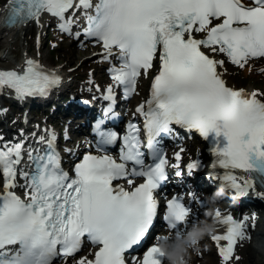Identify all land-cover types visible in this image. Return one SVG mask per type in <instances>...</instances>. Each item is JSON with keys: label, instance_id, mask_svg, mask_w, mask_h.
<instances>
[{"label": "snow or ice", "instance_id": "1", "mask_svg": "<svg viewBox=\"0 0 264 264\" xmlns=\"http://www.w3.org/2000/svg\"><path fill=\"white\" fill-rule=\"evenodd\" d=\"M4 8L2 26L40 25L42 14H49L61 32L70 34L79 24V10L86 26L74 37L83 35L100 45L97 55L111 64L113 83L104 89L105 101L115 102L117 87L125 100L130 98L138 78L148 74L157 58L158 71L147 99L133 113L143 118V147L150 162L136 123L129 121L122 136L104 126L115 115L111 103L92 129L96 150L104 154L86 152L74 175L61 167L50 130L47 140L39 138L44 148L26 150L30 171L21 167L24 140L0 145V264H54L61 256L66 262L81 251L85 238L95 246L94 256L76 264H127L126 254L143 247L149 236L154 242L133 256L132 264H163L158 244L171 236L152 232L159 206L155 193L168 181L169 168L176 177L182 175L183 149L170 164L158 137L172 134L173 126L195 130L203 138L210 131L222 133L227 143L221 146L217 140L211 147V167L223 171L209 177L236 196L250 191L264 196L256 189L258 183L264 186V91L230 86L219 70L225 60L216 58L222 54L240 69L264 58V0H6ZM59 84L58 75L31 58L19 70L0 69V89H11L17 99L47 95ZM118 141L119 160L107 154V146ZM201 167L198 160L189 162L187 175ZM135 177L143 182L131 190L114 183L127 179L133 185ZM17 187L24 188V198L14 191ZM189 197L194 199V193ZM214 217L226 230L210 238L220 264H232L240 259L235 255L238 242L247 238V217H222L219 210ZM162 220L179 237L200 218L181 196L173 195L166 200Z\"/></svg>", "mask_w": 264, "mask_h": 264}, {"label": "bare ground", "instance_id": "2", "mask_svg": "<svg viewBox=\"0 0 264 264\" xmlns=\"http://www.w3.org/2000/svg\"><path fill=\"white\" fill-rule=\"evenodd\" d=\"M3 12L0 14V17L3 14ZM70 14H71V11L67 15H70ZM44 20H45L44 17L41 16L40 25H37L34 21H30L26 25L20 26L19 28H17V27L9 28V27L0 25V48L3 47L0 50V69H5V70L17 69V70H19L23 67L24 60L27 58H31V59L38 61L42 68L48 67V66H45L44 64H42V62H41L42 60H41L39 55H35L32 53L33 47L31 45L32 41H30V40H29V45L27 46L25 51L20 52L18 59L17 58L14 59L12 56V53L18 52L17 45H18V42L21 40L22 36L28 35L30 33V31L35 27L41 28L42 22ZM215 22H218V21H214V23ZM74 26L75 25H73V27ZM6 33L8 35V40H3L2 36H4ZM196 36L198 38H201L203 36V34L202 33L196 34ZM39 41H40V36H39ZM23 44H24V42H23ZM6 50H8V51L6 52ZM63 50H64V54H66V55L68 53H70L71 51H73L72 48L67 47V46H64ZM204 50L206 53L208 52L207 49H204ZM98 51H99V53L101 52V46L98 47ZM216 58L225 60L224 68L219 69V70L223 71L225 73L224 78L226 79L227 83L230 86H234L236 88H239L237 85L232 84L230 82V79L232 78L235 70H237L238 66L231 64V62L227 61V58L224 57L222 54L218 55ZM112 59H115V57H113ZM261 59H263V58L254 59V60L258 61ZM83 67H84L83 65L79 66L78 69L74 70L72 73H69L68 70L65 69L64 67H49V68L53 69L57 73V75L60 77V82H61V85L59 86L60 90H56V91L57 92H63L62 89H68V88L70 90H72L71 94L73 95L72 100H73L74 105L78 106L81 109L82 113H86L88 110L92 109L90 106H92L94 108V107H96V103L100 104L101 101H103L102 100L103 95L99 93L100 87L105 86L103 83L105 81H108V82H110L109 84H112L113 82H112L111 78H107V75H105V76H103V78H102V76H99V77L92 79V80L87 79V81H88L87 87H83L79 83L80 81L78 80V78L76 76L79 74L78 72H80V70L83 69ZM253 67H257L256 64H254ZM94 82L99 83V87L96 89H94V88L91 89L90 87L88 88V85L94 84ZM241 87L245 88L244 86H241ZM86 88H88L89 90H87ZM74 89H75V91H74ZM79 89H81V91ZM56 91H50V94L56 95ZM261 91H264V90H261ZM249 92H251V91H249ZM78 95L81 97H79L77 99ZM92 96L94 97L93 99H92ZM0 97H5L8 100H9V98L17 99L15 97V94L13 93V91L11 89H7V88L0 89ZM147 97H148V95L143 93V97L141 98V100L136 102V104L134 106V111H135L136 106L138 104H140L142 101L146 100ZM18 100H21V99H18ZM22 100H24L26 103L28 100H31V97H26ZM92 100H94V102ZM3 114H4V111L0 108V124L2 122L1 118H2ZM19 114H20V116H23L24 113L20 112ZM78 123H80V125H82V123H84V122L80 121ZM2 127L7 128L8 124L7 125L5 124ZM20 127L22 128L23 126H20ZM39 129H42L45 132H47V130H48V129L39 128V127L35 128L34 130L27 133V138L28 139L31 138L34 133L39 131ZM181 133H183L182 129H179L176 126H173V132H172L171 136H178V135H181ZM14 134L18 135L19 130H15ZM198 137L202 138L199 134H198ZM2 138L4 140L8 141L10 138H12V135H7V137H2ZM74 140L75 139L73 138V141ZM71 141H72V139H71ZM6 143H9V142H6ZM0 145H3V144L0 143ZM24 146H28V144L25 141H24ZM189 148H191L193 152L190 154V156L188 158H186L184 155V151H182V153H181V156H182L181 164L185 161H187V163H188V162H191L194 160H198L200 162V164L202 165V167L199 169L193 170V173L190 176L187 175V172H185V173L181 172L182 175L180 177H176L175 174H173V177L180 179V181L191 180L192 181L191 184L196 185L194 187L195 190L193 189L192 191H194L195 193L196 192L199 193L200 200L201 199L205 200V199H207V196H208V193H206L208 188L209 189L212 188L211 190H214L212 192H215L217 189V185L219 184V186H220L222 184L218 179L215 178V176H212L210 178L209 173L214 172L218 175V174H221L223 170L218 168V167L216 169H212L211 164H212L214 158L211 154V149L205 140H202L201 145L195 144V145H193V147H189ZM189 148L186 151L190 152L191 149H189ZM181 149H179V151ZM109 154H112V153H109ZM174 154L169 153V158L171 160V163H175ZM22 164H25V163L22 162ZM0 176H1V180H2V175H0ZM206 177H209V181H211L213 183V185L209 184L208 182L205 183V179H207ZM17 178L21 181H24L19 176H17ZM2 183H3V180L0 181V191H2ZM18 184H21V183H18ZM124 184H127V180L124 181ZM256 189H257V191H261V189H259L257 186H256ZM21 190H24V188L17 187L16 189H14L15 192L16 191L19 192ZM230 193L232 195L233 194L235 195L234 192H230ZM244 196H246V198L249 199V200L246 199L247 201L253 203V207H255L256 209H257V207L254 203H257L256 201H261L264 198V196H257L256 194H254L250 191L247 194L239 195L234 200L236 202H238L239 205L245 204L248 206L249 203L246 200L242 199ZM232 197L230 195L229 199H233ZM227 201H230V200H227ZM209 209H211L213 211V216H214L215 210H219L222 214V217L226 216V214H224L222 208H210L207 205L204 207L201 206V207H199V210H197V212L199 213V218L200 219L205 218V212ZM260 209L262 212V216H264V211H263L264 209L262 207ZM229 210H230V207L228 208V211ZM208 219L212 220L213 217H208ZM214 222H215V231L212 234L205 236L200 241L201 243L199 242V244L197 246V250L194 251L191 255L190 264H220L219 254H218V251L216 249L215 242H213L210 237L213 234H222L226 230V226L223 224H220L216 220ZM244 223L246 225V237L247 238L243 241L238 242V244L235 248V255L239 256L240 259L238 261L233 260L232 264H242V263H245V264H264V221H263V223L257 222V219L254 218V223H256L255 226H251L250 222H248L247 220H244ZM248 234H249V236H248ZM145 244H144V246H145ZM202 246H203L204 254H203V251L200 249ZM94 251H95V249L92 250L93 256H94Z\"/></svg>", "mask_w": 264, "mask_h": 264}, {"label": "rangeland", "instance_id": "3", "mask_svg": "<svg viewBox=\"0 0 264 264\" xmlns=\"http://www.w3.org/2000/svg\"><path fill=\"white\" fill-rule=\"evenodd\" d=\"M6 0H0V14L2 13V10L5 6ZM44 21L42 22V27L41 28H33L30 33L26 36H22L21 40L18 42V52L12 53V56L14 59H18L20 52L25 51L27 46L29 45V40L32 41V53L35 55H39L41 58L42 64L45 66H53V67H64L65 69L68 70L69 73H72L74 70L78 69L79 66L83 65V69L78 72L79 74L76 75L78 80L80 81L79 83L87 87V79H95L99 76H105L107 75V78H110V74L108 72V68L111 66V64L107 61H101V58L97 53L99 45L94 43L93 41H77L72 34L70 33H64L61 32L57 24L54 22L56 19L50 18L48 16H43ZM40 36V41L39 45H37V37ZM3 40H8V35L7 33L2 36ZM24 42V44H23ZM55 45V46H53ZM64 46L70 47L73 49L70 53L67 55L64 54ZM24 47V48H23ZM3 47L0 48V50ZM8 50H6L7 52ZM40 60V59H39ZM118 61L115 59H112L113 64H117ZM256 64L257 67H253V65ZM261 69H264V59L255 61L251 60L248 65L245 66V68L240 69L239 67L237 70H235L232 78L230 79V82L232 84L237 85L239 88L241 86H244L248 91H253V90H264V72L261 71ZM156 67L155 64L151 70H149L148 74H152L155 72ZM75 74V73H74ZM144 76L142 74V83H141V90L140 93L134 98V102L136 103L139 99L143 97L144 91V85L146 86V82H144ZM99 82V81H98ZM110 82L105 81L103 84L108 85ZM91 89H96L99 87V83L94 82V84L88 85V88ZM86 88L87 90H89ZM64 92H66V89H63ZM62 97V95H61ZM66 100L67 98H61L60 104L62 101ZM68 100V99H67ZM68 109H74L77 108L78 106L75 105H66ZM61 107V105H60ZM0 108L4 111V114L2 116V122L0 126H4L5 124L9 125L10 123L11 126L13 125L14 127L16 124V119L18 117V114L22 112L24 109L26 110L27 107L22 109L18 107L16 104H12L7 100L5 97H0ZM35 108L32 107L28 113H26L27 118H32L34 120V115H35ZM64 109L65 106H63ZM128 111V115L132 113L133 109L132 106L130 107V111ZM49 112V111H48ZM72 112V111H71ZM39 114L36 115V118L40 119L41 122H43L42 127L47 126V128H54V131H56V134H58V137L60 138L61 141L68 143L69 145L74 146L76 150H81L84 146L77 144V142H80V140L84 139L83 136H78L77 133L71 132V130L66 131V125L64 123H69L70 118L69 116H64L65 114L63 112H60L61 118H56V122H54L52 125H46L49 123V119L52 118L51 115L54 116V114L50 115H45L43 111H39ZM11 119L12 122L7 121L8 119ZM7 119V120H6ZM14 120V121H13ZM73 122L78 121L76 118L73 117L71 120ZM34 124V123H33ZM36 124V123H35ZM63 126V128H62ZM70 126H72L70 124ZM57 130H63L60 133ZM70 135L76 138V140H66L65 135ZM178 143L176 146L168 150V153L174 154L175 152L179 151V149H183L184 155L186 158L190 156V154L193 152L191 148L193 145L198 144L201 145L199 140L195 137H191L189 134H181L178 137ZM191 149L190 152L186 151L187 149ZM188 152V153H187ZM0 181L1 176H0ZM17 182H21L17 178ZM195 198L198 196L197 193H194ZM194 198V199H195ZM209 206L210 208H222L224 214L229 215L230 210L228 211V206L223 200H218L216 201L215 205H210L207 202V199L203 201L202 207L204 206ZM195 211L199 209V207H192ZM240 220H244L245 217H247V221L250 222L251 226H255L256 223H254V218L257 219V222H262V212L256 208H253V206H246L245 204L242 205L241 211H240ZM168 230H163L161 229L158 234H166ZM249 236V234H248ZM263 239V238H262ZM201 243V242H200ZM94 248L91 246H87L83 249L82 252L75 254L72 257H69L67 261L65 262L64 257H58L56 260H54V264H76V261L79 260L81 257H87L88 259H92L93 253L91 252ZM203 251V246L200 248ZM90 251V252H89ZM245 264V263H242Z\"/></svg>", "mask_w": 264, "mask_h": 264}, {"label": "clouds", "instance_id": "4", "mask_svg": "<svg viewBox=\"0 0 264 264\" xmlns=\"http://www.w3.org/2000/svg\"><path fill=\"white\" fill-rule=\"evenodd\" d=\"M225 195L232 194L221 184L215 192L207 196V202L210 205H215L216 201ZM237 197L235 195L232 198L236 199ZM208 217H213V219L209 220ZM214 221L213 211L209 209L205 212V218L191 225L181 236L177 237L168 231L166 234H161L171 236L169 240L160 241L158 244L159 251L163 255V264H190L191 255L197 250L199 242L215 231Z\"/></svg>", "mask_w": 264, "mask_h": 264}]
</instances>
